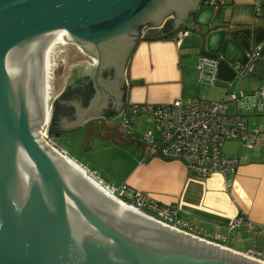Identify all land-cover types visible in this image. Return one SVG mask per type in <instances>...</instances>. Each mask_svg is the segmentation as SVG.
Masks as SVG:
<instances>
[{
  "label": "water",
  "instance_id": "water-1",
  "mask_svg": "<svg viewBox=\"0 0 264 264\" xmlns=\"http://www.w3.org/2000/svg\"><path fill=\"white\" fill-rule=\"evenodd\" d=\"M203 2L0 0V264H264L122 205L40 129L48 115L49 48L59 30L88 57L72 69L96 92L71 117L56 113L63 89L48 133L88 121V132L102 131L123 110L125 73L144 29L159 28L165 37L189 29ZM108 69L122 76L121 85L104 77Z\"/></svg>",
  "mask_w": 264,
  "mask_h": 264
},
{
  "label": "crops",
  "instance_id": "crops-1",
  "mask_svg": "<svg viewBox=\"0 0 264 264\" xmlns=\"http://www.w3.org/2000/svg\"><path fill=\"white\" fill-rule=\"evenodd\" d=\"M214 22L220 24L211 27ZM152 29L144 30L130 58L125 73L127 100L119 118L103 125L102 131L88 132L92 123L88 121L79 127L73 124L54 130L52 136L79 128L87 130L90 146L93 141L97 144L98 155L91 158L64 149L107 184L142 191L164 205L177 204L184 221L221 235L220 244L234 251H264V113L254 112V98L249 109L239 110L248 115L251 130L260 127L256 143L248 147L231 139L223 147L225 155L241 160L234 173L190 177L182 160L165 158L150 150L143 137L151 131L145 129L150 116L138 117L133 132L121 125L125 112L135 102L188 101L193 96L224 100L231 92L251 93L264 85V0H225L220 8L204 0L189 26L190 33L180 42L177 31L182 28L168 37L159 28ZM252 49H258L261 56L253 71L242 77L238 66L248 61ZM203 57L219 59L214 85L199 79L197 63ZM227 111L237 113V104L229 101ZM113 149L117 155H110ZM240 216L247 222L232 227Z\"/></svg>",
  "mask_w": 264,
  "mask_h": 264
},
{
  "label": "built area",
  "instance_id": "built-area-1",
  "mask_svg": "<svg viewBox=\"0 0 264 264\" xmlns=\"http://www.w3.org/2000/svg\"><path fill=\"white\" fill-rule=\"evenodd\" d=\"M205 2L216 8L225 4V0H205ZM189 33V29L178 30V41L180 42L181 37ZM260 56L261 52L258 49H252L249 52L248 61L238 66L239 75L248 76L253 71ZM52 66L51 61L50 72L53 71ZM218 67L219 59L203 57L197 63L200 81L210 85L216 84ZM52 93L53 88L51 86V104L55 99ZM251 98L255 99L254 112L256 114L264 113V85H262L258 90L251 93L231 92L228 98L224 100H210L193 96L188 101L175 99L165 103L135 102L125 112L121 125L124 130L133 132V125L138 117L150 116L154 120L157 132L156 134L155 131H150L143 136L149 144L150 150L165 158L182 160L190 177H206L215 173H234L238 170L241 160L237 156L225 155L223 147L226 141L231 139L240 140L248 147H252L256 143L260 129L251 130L248 126V115L239 110L241 107L249 109ZM229 101L237 104L239 112L229 113L227 111ZM244 104L246 106H243ZM50 120L42 127L44 138L59 153H64L77 161L68 154L67 150H62L55 145L52 135L48 133ZM77 162L126 204L136 207L140 212L156 221L215 243H220L223 239L219 234L208 232L193 223L184 221L180 217L177 204L164 205L142 191L111 186L101 179L95 171L83 163ZM242 222H247L246 217H238L232 227ZM246 254L264 262V251L262 250L249 249Z\"/></svg>",
  "mask_w": 264,
  "mask_h": 264
},
{
  "label": "rangeland",
  "instance_id": "rangeland-1",
  "mask_svg": "<svg viewBox=\"0 0 264 264\" xmlns=\"http://www.w3.org/2000/svg\"><path fill=\"white\" fill-rule=\"evenodd\" d=\"M87 59L88 57L85 56L78 49V46L74 43L66 44V45L59 44L57 47L54 48L51 54V61L53 63V66H52L53 71L51 72L52 73L51 86L53 88L52 94L54 98L56 97L57 92L59 93V91L64 88V86L67 83L68 77L72 76V73H74V69H72V66L76 63H79V61L81 60H87ZM145 129H148V130L151 129V131L156 132L154 121L152 118L147 123V126ZM87 137H88L87 130H82L79 128V129H75L67 133L53 135L52 139H54L55 145L62 150H65L64 148L66 147L72 150L71 151L72 154L74 153L77 154L78 152H80V156L89 155V157L92 158L93 155H98L97 153L98 146L97 144L94 143V141L92 142L94 146L92 147V144L90 146V140ZM86 144L89 145L88 146L89 148L87 149L85 148ZM116 153H117V150L113 149L110 155H117ZM68 154L72 156L73 158H75L70 152ZM76 160L79 161L78 159Z\"/></svg>",
  "mask_w": 264,
  "mask_h": 264
},
{
  "label": "flooded vegetation",
  "instance_id": "flooded-vegetation-1",
  "mask_svg": "<svg viewBox=\"0 0 264 264\" xmlns=\"http://www.w3.org/2000/svg\"><path fill=\"white\" fill-rule=\"evenodd\" d=\"M144 30L147 32L153 29L152 27L147 26ZM82 61L84 60H81V62ZM104 77L117 79V84H122V76H117L113 69L106 70L104 72ZM63 89L64 92L61 101L59 103L56 102V113L61 111L71 117H75L78 107L84 106V103H87L96 92L92 80L84 77L81 69H75L74 75L70 76ZM62 101H65V103Z\"/></svg>",
  "mask_w": 264,
  "mask_h": 264
},
{
  "label": "bare ground",
  "instance_id": "bare-ground-1",
  "mask_svg": "<svg viewBox=\"0 0 264 264\" xmlns=\"http://www.w3.org/2000/svg\"><path fill=\"white\" fill-rule=\"evenodd\" d=\"M74 41H65L62 37V31L59 30L51 45H50V48H49V62H48V74H47V106H48V115H47V120L46 122H48V120H50L51 116H52V104L50 102V98H51V95H50V91H51V84H50V80H51V72H50V65H51V54L54 50L55 47H57L59 44L60 45H66V44H71L73 43ZM80 63H83L80 61ZM95 64V63H94ZM45 122V123H46ZM44 123V124H45ZM41 125V133L42 135H44V131L42 130V127L43 125ZM71 165H73L74 167H76L78 170H80L81 172H83L86 177L92 182L94 183L97 187H99L101 190H103L105 193H107L110 197H112L113 199H115L116 201H118L119 203H121L122 205L128 207L129 209L147 217V218H150L152 220H154L155 222L161 224V225H164L158 221H156L155 219H153L152 217L140 212L136 207L134 206H131V205H128L126 204L120 197H118L117 195H115L110 189H108L105 185H102L98 180H96V178H94L88 171H86L77 161H74L73 159H71V157L67 156L66 154L64 153H60ZM167 226V225H165Z\"/></svg>",
  "mask_w": 264,
  "mask_h": 264
},
{
  "label": "trees",
  "instance_id": "trees-1",
  "mask_svg": "<svg viewBox=\"0 0 264 264\" xmlns=\"http://www.w3.org/2000/svg\"><path fill=\"white\" fill-rule=\"evenodd\" d=\"M171 36H172V35H171ZM171 36H170V37H171Z\"/></svg>",
  "mask_w": 264,
  "mask_h": 264
}]
</instances>
